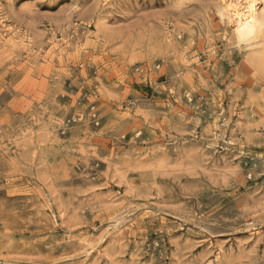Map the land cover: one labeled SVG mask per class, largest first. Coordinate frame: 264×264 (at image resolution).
<instances>
[{"label":"rangeland","instance_id":"rangeland-1","mask_svg":"<svg viewBox=\"0 0 264 264\" xmlns=\"http://www.w3.org/2000/svg\"><path fill=\"white\" fill-rule=\"evenodd\" d=\"M216 1L0 0V264H264V10Z\"/></svg>","mask_w":264,"mask_h":264},{"label":"bare ground","instance_id":"bare-ground-1","mask_svg":"<svg viewBox=\"0 0 264 264\" xmlns=\"http://www.w3.org/2000/svg\"><path fill=\"white\" fill-rule=\"evenodd\" d=\"M216 2L220 3L227 28H230L233 39L235 38L238 43L243 44L261 32L264 0H217Z\"/></svg>","mask_w":264,"mask_h":264}]
</instances>
